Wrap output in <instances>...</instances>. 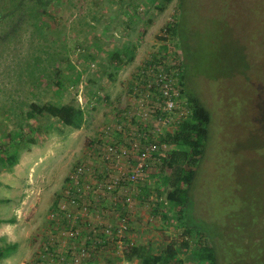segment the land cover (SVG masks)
I'll list each match as a JSON object with an SVG mask.
<instances>
[{
	"label": "rangeland",
	"instance_id": "obj_1",
	"mask_svg": "<svg viewBox=\"0 0 264 264\" xmlns=\"http://www.w3.org/2000/svg\"><path fill=\"white\" fill-rule=\"evenodd\" d=\"M0 12V154L17 161L0 165V250L13 247L0 264L66 263L59 237L53 261L45 254L58 195L109 115L132 103L134 81L161 69L209 112L208 138L182 216L162 217L153 161L123 211L122 243L174 246L170 264H198L199 242L217 264H264V0H0ZM31 103L83 106L84 125L26 121ZM91 254L84 264H139L119 243Z\"/></svg>",
	"mask_w": 264,
	"mask_h": 264
},
{
	"label": "built area",
	"instance_id": "obj_2",
	"mask_svg": "<svg viewBox=\"0 0 264 264\" xmlns=\"http://www.w3.org/2000/svg\"><path fill=\"white\" fill-rule=\"evenodd\" d=\"M181 88L182 81L162 69L153 78L134 81L132 103L113 113L89 144L87 161L68 175L51 210L61 242L78 244L65 264H84L98 247L123 246L129 229L123 211L139 195L151 163L160 164L169 155L170 146L162 139L190 115ZM78 100L88 102L82 91ZM50 243L46 255L53 249V235Z\"/></svg>",
	"mask_w": 264,
	"mask_h": 264
},
{
	"label": "trees",
	"instance_id": "obj_3",
	"mask_svg": "<svg viewBox=\"0 0 264 264\" xmlns=\"http://www.w3.org/2000/svg\"><path fill=\"white\" fill-rule=\"evenodd\" d=\"M157 1L161 3L168 2V0ZM40 8L44 10L45 6L41 5ZM1 20L2 15L0 12ZM167 30L172 31L171 28ZM182 94L186 98L190 115L179 125L173 135L162 139V142L169 144V146H174V149L170 150L169 155L162 157L160 168H158V174L161 178L160 185L164 189L165 201L169 205L168 211L162 213V217L165 220L169 219L167 217L168 212H175L176 216H182L177 210L179 208L184 209L190 202L189 190L195 176L193 169L196 165L195 158L199 159L202 155L208 138V127L211 119L209 112L199 103L195 96L189 95L185 90L182 91ZM23 116L26 121L47 116L56 119L63 126L75 130H79L85 122L83 110L71 104L55 106L52 104L37 105L31 103L27 106ZM16 163L15 151L11 153L7 151L4 155L0 154L2 169H10ZM159 204L162 205V202L159 201ZM183 246L187 247L188 244L185 243ZM9 248L4 251L0 250V257L7 255ZM122 253L127 262L136 260L139 264H170L176 261L178 249L174 246H166L157 254L154 253L150 245H130L125 243L122 246ZM192 254L198 264H217L214 249L206 247L200 242L196 249H193Z\"/></svg>",
	"mask_w": 264,
	"mask_h": 264
},
{
	"label": "crops",
	"instance_id": "obj_4",
	"mask_svg": "<svg viewBox=\"0 0 264 264\" xmlns=\"http://www.w3.org/2000/svg\"><path fill=\"white\" fill-rule=\"evenodd\" d=\"M111 116H112V115H109V118H110V119H111ZM152 165H153V163H151L150 167H151ZM108 215H109V214H108ZM109 216L113 217V213H111ZM53 229H54V231H53V237L56 238V237H58V235H57L58 231H57V229H55V228H53ZM74 244H75V243L72 242L71 244H68V247H69V248H72ZM74 246L77 247L78 244H77V245H74ZM121 257H122V256H121ZM93 261H95V260H93ZM93 261L91 262L92 264H94ZM38 262H40V258L37 260V263H38Z\"/></svg>",
	"mask_w": 264,
	"mask_h": 264
}]
</instances>
